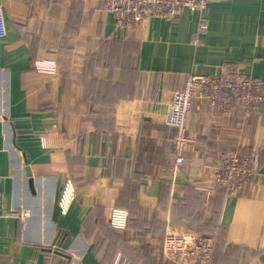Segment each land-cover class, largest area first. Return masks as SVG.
Instances as JSON below:
<instances>
[{
	"label": "crops",
	"instance_id": "obj_1",
	"mask_svg": "<svg viewBox=\"0 0 264 264\" xmlns=\"http://www.w3.org/2000/svg\"><path fill=\"white\" fill-rule=\"evenodd\" d=\"M0 4V264H196L165 245L216 219L200 204L217 195L205 202L194 184L213 185L205 164L233 149L258 151L259 169L220 197L213 264H264V113L194 99L180 174L176 127L165 121L187 74L226 65L264 81V0H210L133 30L104 0ZM68 176L76 195L64 214L57 200ZM113 207L128 210L127 228H109ZM59 229L71 239L67 256L51 249Z\"/></svg>",
	"mask_w": 264,
	"mask_h": 264
},
{
	"label": "built area",
	"instance_id": "obj_2",
	"mask_svg": "<svg viewBox=\"0 0 264 264\" xmlns=\"http://www.w3.org/2000/svg\"><path fill=\"white\" fill-rule=\"evenodd\" d=\"M209 1L104 0V9L113 14L120 28L133 30L141 27L149 17L173 19L185 8L204 9ZM199 27L202 25L199 24ZM5 34L4 9L0 4V37ZM196 98L204 100L212 109L228 111L233 105L240 104L248 111L264 113V81L241 71L239 67L226 65L213 75H186L182 86L172 92L165 113V121L176 127V151L172 166L176 174L182 173L185 164L183 147L189 139L185 133L187 116ZM205 166L212 169L213 185L198 183L194 184V187L202 193L203 200L208 202L218 189H222L226 195H231L244 188L259 169L258 151L244 153L233 149L223 152L217 163ZM75 195V182L68 176L57 200L62 213H67ZM128 220L127 209L113 207L107 222L114 229L123 230L127 228ZM216 236L206 235L195 228H184L170 234L165 250L170 256L182 261L207 262L212 257ZM62 242L60 237L57 238L51 243V249H60Z\"/></svg>",
	"mask_w": 264,
	"mask_h": 264
},
{
	"label": "trees",
	"instance_id": "obj_3",
	"mask_svg": "<svg viewBox=\"0 0 264 264\" xmlns=\"http://www.w3.org/2000/svg\"><path fill=\"white\" fill-rule=\"evenodd\" d=\"M214 194L217 195V199H216V201H215L214 204L212 203V199H211L207 204L202 203L200 205L203 206V208H204L205 205H207L211 210H213V216H215L216 219L215 220L212 219V220H210V222H208V225L207 226L209 227V229H206L207 226L205 227L204 230H203V228L202 229L201 228H199V229L196 228L197 230L202 231V232H204L206 234L209 233L207 235H210L211 232H213L212 234H217V237L214 240V250H213V254H212V257H211V259L209 261H207V262H198L196 264H213L214 263V260L217 259L216 253H217V250L220 247L221 242H222V239H221L222 228H220V225H218V223H217V217L219 215L218 212H219L220 205H221V198L220 197H222V195L224 194V191L222 189H218L216 191V193H214ZM110 213H111V209L108 212V217H109ZM129 223H130V218L128 220V224ZM206 223H207V221L204 222V224H206ZM109 228L113 229V227H111V226ZM213 230L216 231V233H214ZM116 237L118 239H120L121 236L119 234H116ZM102 243H103V241H99L98 243H96V245H95L96 246V252L101 251V249L103 248Z\"/></svg>",
	"mask_w": 264,
	"mask_h": 264
},
{
	"label": "water",
	"instance_id": "obj_4",
	"mask_svg": "<svg viewBox=\"0 0 264 264\" xmlns=\"http://www.w3.org/2000/svg\"><path fill=\"white\" fill-rule=\"evenodd\" d=\"M62 239V244H61V248L60 249H54L53 251L55 253H58V254H61V255H64V256H67L66 253L64 252V249L67 247L68 243L70 242V238L67 236L66 232L63 231L62 229H59L53 239V242L59 238Z\"/></svg>",
	"mask_w": 264,
	"mask_h": 264
}]
</instances>
